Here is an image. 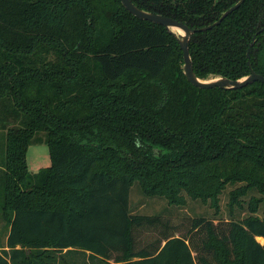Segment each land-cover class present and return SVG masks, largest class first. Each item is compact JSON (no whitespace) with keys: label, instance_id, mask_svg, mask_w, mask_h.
<instances>
[{"label":"trees","instance_id":"obj_1","mask_svg":"<svg viewBox=\"0 0 264 264\" xmlns=\"http://www.w3.org/2000/svg\"><path fill=\"white\" fill-rule=\"evenodd\" d=\"M131 1L197 28L237 0ZM188 50L200 78L264 75V0L196 30ZM181 64L175 36L120 0H0V264H264V83L201 88ZM37 133L50 163L32 172ZM134 183L214 216L175 235L162 214L132 212Z\"/></svg>","mask_w":264,"mask_h":264},{"label":"rangeland","instance_id":"obj_2","mask_svg":"<svg viewBox=\"0 0 264 264\" xmlns=\"http://www.w3.org/2000/svg\"><path fill=\"white\" fill-rule=\"evenodd\" d=\"M1 139V137H0ZM1 145V142H0ZM26 161L28 168L32 172H37L40 168L47 166L50 163V156L48 152L47 142L42 133H37L32 138L31 143L28 146ZM233 188V185H228L220 194L219 197V211L218 217L223 218L229 217V206L227 205V192ZM248 195L245 196L247 200ZM129 205L132 212H141L148 214H162V220L165 221L166 218L170 224L175 226V235L182 234L188 228L189 218L195 216H205L211 217L213 215V207L209 205L208 202H203L200 199H192L190 197L186 198V203L181 206H175L168 204L165 199L159 196H146L141 194L136 184H132L129 195ZM234 217H242L247 213V205L244 202L243 208H238L234 206L232 210ZM216 216V217H217ZM162 226H158L155 230L159 231ZM152 228L148 231H143L141 234V239L147 240V237L153 238L156 231L153 234ZM6 229L3 228V223L0 220V246L4 244Z\"/></svg>","mask_w":264,"mask_h":264},{"label":"water","instance_id":"obj_3","mask_svg":"<svg viewBox=\"0 0 264 264\" xmlns=\"http://www.w3.org/2000/svg\"><path fill=\"white\" fill-rule=\"evenodd\" d=\"M120 1L122 5L136 17L162 24L168 30V32L172 33L175 36L182 51L181 68L183 74L185 78L195 86L201 88L217 86L220 88L232 89V88H239L245 86L246 84L251 83L253 81H260L264 83V75L255 72L252 69H250V72L248 74L235 79H231L216 73H210L205 78H200L194 73L193 70L192 60L188 50V41L190 35L194 33L196 30L209 29L213 25L218 24L223 17H225L235 8H237L243 2V0H237L234 4L226 8L224 11L221 12L220 16L212 23L197 28L189 27L182 21L172 18L170 16L142 9L137 5H135L131 0H120ZM253 39L254 37L250 41L249 45L253 42ZM248 52H249V47L247 48L246 55H248Z\"/></svg>","mask_w":264,"mask_h":264},{"label":"bare ground","instance_id":"obj_4","mask_svg":"<svg viewBox=\"0 0 264 264\" xmlns=\"http://www.w3.org/2000/svg\"><path fill=\"white\" fill-rule=\"evenodd\" d=\"M258 239H261V237H258Z\"/></svg>","mask_w":264,"mask_h":264}]
</instances>
